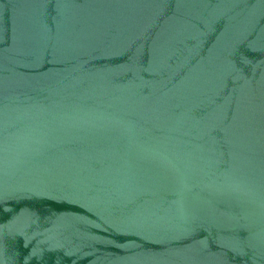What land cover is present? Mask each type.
<instances>
[{"label": "water", "instance_id": "water-1", "mask_svg": "<svg viewBox=\"0 0 264 264\" xmlns=\"http://www.w3.org/2000/svg\"><path fill=\"white\" fill-rule=\"evenodd\" d=\"M0 264H264V0H0Z\"/></svg>", "mask_w": 264, "mask_h": 264}]
</instances>
